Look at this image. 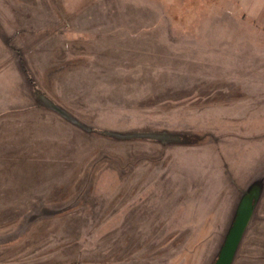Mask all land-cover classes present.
Here are the masks:
<instances>
[{"label":"rangeland","instance_id":"obj_1","mask_svg":"<svg viewBox=\"0 0 264 264\" xmlns=\"http://www.w3.org/2000/svg\"><path fill=\"white\" fill-rule=\"evenodd\" d=\"M254 189L232 264H264V0H0V264H214Z\"/></svg>","mask_w":264,"mask_h":264},{"label":"water","instance_id":"obj_2","mask_svg":"<svg viewBox=\"0 0 264 264\" xmlns=\"http://www.w3.org/2000/svg\"><path fill=\"white\" fill-rule=\"evenodd\" d=\"M54 109L67 117V114L60 107L54 106ZM248 192L249 194L242 199L240 204H238L239 206L237 208L235 218H233L234 221L230 227V230L228 231L225 242L223 243V246L214 264H232L233 262V257H235L239 247L238 244L241 242L245 232L244 230L246 229L250 220L249 217L251 216L253 210L252 199L255 197L257 191L254 189L249 190Z\"/></svg>","mask_w":264,"mask_h":264}]
</instances>
